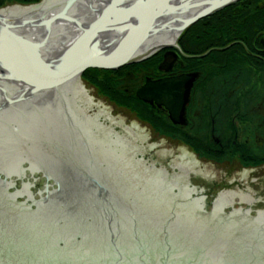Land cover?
<instances>
[{"label":"water","instance_id":"water-1","mask_svg":"<svg viewBox=\"0 0 264 264\" xmlns=\"http://www.w3.org/2000/svg\"><path fill=\"white\" fill-rule=\"evenodd\" d=\"M92 1L66 0L56 13L54 7L39 19L0 12V93L9 107L27 102L34 108L39 99L43 109L57 102L68 128L77 126L74 136L67 135L59 146L51 133L29 123L25 135L5 143L15 137L3 140L17 122L8 118L4 121L10 129L0 127V264H264V227L250 221L257 222L249 211L230 209L72 108L70 112L64 98L71 81L83 87L81 75L87 69L116 70L160 50H179L184 30L239 0H165L176 12L149 15L136 10L152 0H98L103 6H92L86 24L68 15L73 4L94 5ZM181 3L187 8L179 12ZM59 19L79 29L66 38V46H59L65 34L52 42L46 32L44 43L21 30L31 26L42 32ZM106 21L109 26H99ZM173 29L179 32L173 44L141 51L148 40ZM81 44L87 56L67 63ZM20 46L35 48L34 66L42 72L33 70ZM165 60L170 64L171 55ZM192 80L181 75L147 81L137 97L163 106L179 124ZM25 112L28 120L31 112Z\"/></svg>","mask_w":264,"mask_h":264},{"label":"flooded vegetation","instance_id":"flooded-vegetation-1","mask_svg":"<svg viewBox=\"0 0 264 264\" xmlns=\"http://www.w3.org/2000/svg\"><path fill=\"white\" fill-rule=\"evenodd\" d=\"M45 1L46 0H0V9H6L8 7L33 8L45 3ZM104 2H106V0ZM85 5L89 14L84 18L90 16L94 12L89 2H85ZM52 8H54V6L49 5L44 9L47 12ZM49 13H52V10ZM8 16L12 17V15ZM74 28L78 27L76 26ZM67 30L71 33L74 32V29L71 31L67 28ZM257 31L253 29L249 31L250 47L247 48L245 46L248 50L247 67L252 70L256 68L257 70L254 71L261 72L262 75L253 76L248 79V90L246 92H237L236 77L232 75H219L215 76V79L222 82L221 86L225 91L213 94L200 93L201 97H198L199 93L194 91V89L198 88V86H195L196 80H194L195 82L190 85L191 89L186 99L181 122L179 124L172 123L169 118V113L165 108L158 107L153 103L149 105L156 119L154 120L156 126L152 128L155 135H161L163 132H166V136H170L171 139L181 143L185 141H199L197 128L202 124L201 122L204 120V115L208 114V112H210L211 115L214 113L215 125H217V128L221 131V134L217 133V138H213L212 141L216 146L215 158L219 161L223 158H228L235 163L243 162L250 166L251 169L245 173L246 178L244 179H247L249 174L254 172L259 173L260 170L264 171V36L262 38L255 37L254 33ZM67 37L68 36L65 35L60 41L63 39V42L67 44ZM64 43H61L59 46H63ZM176 55H171L172 61L170 64L160 65L158 67L160 72L156 74L152 73L151 68H147L141 76V80L138 82H129L130 87L125 88V91L138 90L147 80L159 81L190 74V72L183 71L184 63L182 60L178 59ZM221 58L222 55L219 56V60L217 61L219 67L224 63ZM198 79L202 81V77ZM258 80L262 81L261 85ZM251 84L253 85L252 87H250ZM205 95L213 96V98H211L212 101L209 102L210 106L205 108L206 106L200 107L198 105V108H196L197 101L200 102L201 105L205 102ZM6 98V96H3V92L0 93V127L4 126L10 129L8 124H10L9 122L11 120L14 121L13 124L16 122L17 124L13 126V133H6L7 136L3 140H7L13 136L15 137L5 143H15L18 138L25 135L26 130L29 129L28 123L34 126V129L38 131L51 133L52 138L58 142V146L67 135L71 134V136H74V132L77 129L76 124L68 128L65 114L62 112L57 102L55 104L54 102L50 103L49 107L45 105V108L41 109L39 106V99H35L36 103H34V108L27 102H20L16 107L11 108ZM211 105H213V107H211ZM26 109H29L31 112L28 116V120L25 114ZM93 109L96 110L94 106ZM3 111H5V113ZM196 117L200 120V123L195 121L197 120ZM8 118L9 122H5L4 120ZM163 127L166 128L164 129ZM0 143L3 142L0 140ZM244 153L245 155L243 156ZM244 160H246V162Z\"/></svg>","mask_w":264,"mask_h":264},{"label":"trees","instance_id":"trees-1","mask_svg":"<svg viewBox=\"0 0 264 264\" xmlns=\"http://www.w3.org/2000/svg\"><path fill=\"white\" fill-rule=\"evenodd\" d=\"M262 1L242 0L198 22L183 34L179 45L183 53L188 56H200L210 49L222 48L233 44L225 50H212L204 57L180 58L184 63V72L193 73L198 78L202 77V81L197 78L195 86L199 87L194 89V91L200 93H211L212 91L213 93L219 82L218 79H215V76L219 75L236 77V90H246L247 83L240 81L244 75V72L240 71L241 67L248 66V51L244 46L248 47L250 42V27H257L261 30L264 28V22L256 18L264 12ZM252 19L255 22H252ZM263 32L264 30L256 33L255 37L259 35L262 38L264 36ZM219 33H221V36L218 38ZM220 55H222L221 59L224 63L219 67L217 61ZM161 56L162 54L160 53L148 61L126 66L115 71L88 70L84 75L102 96L119 107L127 108L135 113L139 119L152 124L150 115L145 112V105L139 102L133 94L130 96L126 95L125 84L126 82L137 80L138 74L145 70L150 63L156 60L159 62ZM254 70L256 71L257 69L254 68ZM206 76H208L207 81L203 82ZM212 78L214 80H211ZM201 84H205L203 92L199 91ZM207 96L209 95L204 96L206 97L205 101L211 102L212 99Z\"/></svg>","mask_w":264,"mask_h":264},{"label":"rangeland","instance_id":"rangeland-1","mask_svg":"<svg viewBox=\"0 0 264 264\" xmlns=\"http://www.w3.org/2000/svg\"><path fill=\"white\" fill-rule=\"evenodd\" d=\"M256 18L257 20L264 22V12H262V14L258 15ZM252 22H255V20L252 19ZM250 28L253 30L258 29L257 27H250ZM219 36H221V33L218 34V38ZM248 47H250V42ZM240 71L244 72V75L240 81L246 82L247 85L245 91L237 90V92H246L248 90V79L253 76L262 75L261 72H255L254 70L248 68L247 66H242ZM207 78L208 76H206V79L203 82H206ZM211 80H214V78H212ZM258 82L261 85L262 81L258 80ZM221 83L222 82L217 83L216 90L213 93L225 91V89L221 86ZM84 85L86 90L89 91L90 97H93V102L101 105L102 109H107L108 115L115 117V123L121 121L123 125L125 124L130 126L132 122H139L138 124L142 129L144 128L148 129L146 132L148 134L149 140H147V142L144 143L143 145L144 146L151 145L154 146V148L153 149L146 148V150H144V152H146L145 153L146 156L156 161L160 165L164 166L171 172H173V169H175L176 172H178L179 169L174 167L171 164L172 163L171 161L174 158H176L177 161L179 160L178 158L181 157V152H179L180 148H184L187 154H190L189 152H194L195 158L198 161V162L196 161L198 165V167L196 168L197 173L189 170L188 171L189 181L187 182L191 183L192 185H194L195 187L202 190L203 192L210 195L216 200L219 199L220 194L222 193H227V192L238 193L239 191H242L243 193H247L253 198V201L249 205L248 204L246 205V203L243 202H239V199L235 198L233 202L225 206L229 207L232 210H238L240 208L246 209L247 207H249V209H246V211L247 210L249 211L248 215L251 218L252 217L254 218V216L255 217L257 216L256 218H258L259 217L258 211H263L260 218L264 216V171L260 170L259 173L254 172L252 174H249L247 176V179L241 178L240 175L250 170L251 169L250 166L244 164L243 162L235 163L228 158H223L220 161L219 160L215 161L214 157L216 153V146L211 145L210 147L208 148L206 147L203 149L204 146L199 145L200 142H205V139H207L208 136L216 139L217 133L221 134V131L217 128V125H215L214 113L211 115L210 112H208L207 116H205L204 120H202L201 122L202 124H200V126L197 128V133H198L197 136L199 137V141L196 142V151H195V149L183 145L184 143L176 142L175 140L171 139L170 136H166L163 134L155 135L150 125L140 122L130 112L123 110L118 106H116L115 104L108 102L105 98L101 97L100 94L92 86L88 85L85 82ZM252 86L253 85L251 84L250 87ZM204 90H205V84H201L199 91L203 92ZM197 93H199L198 97H201L200 92L197 91ZM207 97L209 99L213 98V96L211 95ZM198 105L200 107L206 106L205 108L210 106L209 103L205 104L204 102L201 105L200 102L197 101L196 108L198 107ZM208 119H210V121ZM195 121L197 123H200L199 119ZM107 124L110 125L108 122ZM204 136L206 137L204 138ZM162 152L166 153L167 157L162 156ZM244 161L246 162V160ZM171 166L173 169L171 168ZM199 170L205 172L208 175V177L205 178L206 176L202 175Z\"/></svg>","mask_w":264,"mask_h":264},{"label":"bare ground","instance_id":"bare-ground-1","mask_svg":"<svg viewBox=\"0 0 264 264\" xmlns=\"http://www.w3.org/2000/svg\"><path fill=\"white\" fill-rule=\"evenodd\" d=\"M64 1L65 0H46L45 3H42L41 5H39L37 7H33V8L32 7L31 8L30 7L29 8H27V7H8L6 9L0 10V12H1L2 16L12 15L13 18H24V19H35L36 18V19H39V17H46L47 16V12L44 9L46 6L53 5L54 7H56L57 9L53 11V13H56L58 11V9L63 6ZM92 3H95L94 5H96L98 3V0L92 1ZM164 3H165V0H152V1H149V3H147L145 6L141 7L140 9H137L136 11L140 13V10L142 9L143 11H145L147 13L146 15L152 14L156 11L170 12L168 14H171L172 12H176L172 8L169 9ZM177 7L179 9L177 11H179V12H180V10H184L187 8L186 4H184V3L178 4ZM36 13H38V14H36ZM88 14L89 13L87 12L85 4L83 5V4L76 3V4H73L68 9V15L72 16L74 18L83 19ZM115 14L117 16L121 15L120 12H116ZM138 16H139V23L137 25V28H141L143 25V20L141 19L140 14H138ZM170 16H172V15H170ZM103 17H104V15H103ZM101 25L102 26H109L107 21L103 22V23H99L100 27H101ZM174 25H177V24H174ZM41 27H44V26H41ZM67 27H69V29L71 31L74 29V32H73L74 34L77 31H79L78 28H74V26H69L67 20H64V19H59L58 21L53 22L48 27V29L45 28L46 31L43 30L41 32L40 28H33L31 26L23 27L21 30L24 34H29L35 39L40 38L41 39L40 41H43L45 43L46 32H48V34H47L48 39H50V41H52V42L59 41L56 39L55 35L66 33L65 34L66 36H72L73 33L69 32L67 30ZM178 34H179V32L174 31V29H173L172 31H170L169 33H167L164 36L158 35L154 39L148 40L144 44V47L141 51H143L145 49L147 50L151 46L173 44L174 41L177 39ZM62 37H60V38H62ZM55 39H56V41H55ZM132 39L133 38L130 37L129 40H127L128 43L132 42V44H133L134 41ZM148 44H150V46H148ZM20 47H21L22 51L24 52V54H25L27 60L29 61L31 67L33 68V70L35 72H42L41 68H39V67L36 68V66H34L35 64L38 63L36 56H35V48H31L29 46L28 47L20 46ZM53 47H54V45H53ZM79 49L85 50V51L80 52V50H78V52H77V51L73 50L68 56L69 58L67 59V63L74 62L76 60L75 57L77 55L79 57H80V55L87 56L86 52L88 49L86 50L82 44H81V46H79ZM67 87L68 88H66V90L64 89V94L68 93V95H64L67 106H69L70 108H72L73 110L78 112L79 114L83 115L87 119L91 120L92 122H94L98 126L102 127L106 131L110 132L114 136L118 137L119 139H121L125 143L129 144L133 148L137 149L141 153H143V154L146 153V152H143V150H146V146L143 145L144 142H142V140H141L142 137H140L138 135L141 133L138 129H136V127H134L133 125L128 126L125 124L123 125L120 123L119 124L115 123V117L107 115V113L104 110H102L101 108H98L97 110L94 111V109L91 107L95 103L87 96V90L85 89V87L80 86L79 83H76L75 81H71L70 83H68ZM88 112H91V113H88ZM105 119L111 125V127H110V125L107 124ZM131 124H134V123L132 122ZM180 151H181V157L178 158L179 160L177 161V159L174 158L172 161H174L175 163H173V162L171 163L174 167L178 168L179 171L176 172V170L173 169L172 166H171V168L173 169V173H175L179 177L183 178L184 180L189 181L188 171L190 170V171L197 173L196 168L198 167V165H197V162H195V160L193 158L191 159L190 157H187V156H189V154H187L185 152V150H180ZM164 152H162V155H164ZM200 173L202 175L208 176L203 171H200ZM245 173L240 175L241 178H246ZM235 198H238L239 202L246 203V205L247 204L249 205L253 201V198L249 194L243 193L242 191H239L238 193L237 192L222 193V194H220L218 201L224 205H229L231 202L234 201ZM240 209H242V208H240ZM246 209H249V207H247ZM246 209H243L242 211H244ZM234 211H239V209L234 210ZM242 211H240V212H242ZM262 212L263 211H258V215H259L258 218H256L257 216L256 217L254 216V218L256 219L257 222H255L254 220H250L252 223L256 224L260 228H262L260 225H263V227H264V216L262 218H260ZM239 214L242 215L241 213H239ZM259 223H260V225H259ZM262 229H264V228H262Z\"/></svg>","mask_w":264,"mask_h":264}]
</instances>
